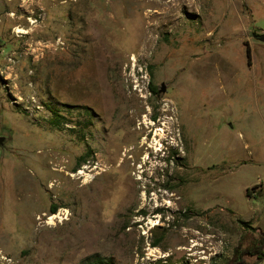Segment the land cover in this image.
I'll use <instances>...</instances> for the list:
<instances>
[{"label":"rangeland","instance_id":"rangeland-1","mask_svg":"<svg viewBox=\"0 0 264 264\" xmlns=\"http://www.w3.org/2000/svg\"><path fill=\"white\" fill-rule=\"evenodd\" d=\"M254 32L264 0H0V264H264Z\"/></svg>","mask_w":264,"mask_h":264},{"label":"trees","instance_id":"trees-1","mask_svg":"<svg viewBox=\"0 0 264 264\" xmlns=\"http://www.w3.org/2000/svg\"><path fill=\"white\" fill-rule=\"evenodd\" d=\"M2 38H0V44L2 45ZM250 53V50H249ZM153 90H157V86L155 85H151ZM52 112H53V117L51 118V123L59 126L62 123V118H66V116H64L62 113H60V111L58 109H53L52 108ZM257 185L254 186V188H256ZM248 193L251 194V190L250 188L248 189ZM55 209V207H54ZM262 237L259 240H255L253 241L251 244L245 246L244 251L248 254H256L257 255V260L263 259L264 258V231L261 232ZM240 247V246H239ZM238 247V248H239ZM238 248L236 249V252H238ZM239 262H245V260L242 261H237L233 264H237Z\"/></svg>","mask_w":264,"mask_h":264},{"label":"water","instance_id":"water-1","mask_svg":"<svg viewBox=\"0 0 264 264\" xmlns=\"http://www.w3.org/2000/svg\"><path fill=\"white\" fill-rule=\"evenodd\" d=\"M254 35L259 36V38H260L261 40H264V32H263V33H255ZM165 89H166V84L163 82V83H162V86H161V90H165ZM3 139H4V136L1 135V136H0V143L3 142ZM237 264H245V263H244V262H239V263H237Z\"/></svg>","mask_w":264,"mask_h":264},{"label":"flooded vegetation","instance_id":"flooded-vegetation-1","mask_svg":"<svg viewBox=\"0 0 264 264\" xmlns=\"http://www.w3.org/2000/svg\"><path fill=\"white\" fill-rule=\"evenodd\" d=\"M255 33H259V32H254V34H255Z\"/></svg>","mask_w":264,"mask_h":264},{"label":"bare ground","instance_id":"bare-ground-1","mask_svg":"<svg viewBox=\"0 0 264 264\" xmlns=\"http://www.w3.org/2000/svg\"><path fill=\"white\" fill-rule=\"evenodd\" d=\"M196 244V243H195Z\"/></svg>","mask_w":264,"mask_h":264}]
</instances>
